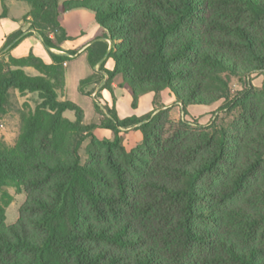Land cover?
Returning a JSON list of instances; mask_svg holds the SVG:
<instances>
[{"label":"trees","instance_id":"obj_1","mask_svg":"<svg viewBox=\"0 0 264 264\" xmlns=\"http://www.w3.org/2000/svg\"><path fill=\"white\" fill-rule=\"evenodd\" d=\"M15 1L29 5L28 31L51 63L32 53L0 61V118L12 90L40 100L16 143L0 142V264H264V88L231 100L227 80L264 73V0ZM78 10L97 30L64 52L73 39L62 19ZM81 51L105 75L103 90L127 89L134 102L169 90L184 114L223 100L238 118L226 129L174 123L167 111L123 120L110 111L115 138L100 139L78 106L59 100ZM133 126L142 142L127 152L118 134ZM6 187L26 195L12 226Z\"/></svg>","mask_w":264,"mask_h":264},{"label":"rangeland","instance_id":"obj_2","mask_svg":"<svg viewBox=\"0 0 264 264\" xmlns=\"http://www.w3.org/2000/svg\"><path fill=\"white\" fill-rule=\"evenodd\" d=\"M4 9H6V15L0 18V42L5 37L6 39L0 46V61L7 62L11 50L18 45L11 48L7 47V39L16 32L25 31L26 19L29 17L31 9L26 3L15 0H0V17L3 15ZM63 27L67 28L68 33L72 35L82 30L88 39L93 38L97 30L92 15L83 11L74 12L65 17ZM28 46L33 48L32 51L36 56L45 57L43 52L47 53V51L44 47L42 49L36 45L33 39L29 40L19 52H14L12 55L17 58L28 56L26 54ZM103 69L111 71L113 62L106 60ZM99 70V67L94 70L91 69L87 63L86 53L72 57L66 66L65 91L63 94H59V100L68 101L78 106L84 114V124L95 126L93 133L100 139L113 141L115 138L113 132L106 129L110 111H115L120 120L133 116L140 118L150 113L155 115L159 111H167L169 120L174 123L184 120L200 126L214 125L226 129H229L238 118V112L234 110L233 104L223 100L210 107L189 106L186 108V114H184L183 107L169 90L158 95L152 92L140 94L137 101L134 102L131 92L127 89H120L113 85L111 92L103 90L106 77ZM24 72L30 77L38 75L34 69H24ZM93 73L98 76L81 88L80 83L91 77ZM227 80L231 90V100H234L248 86L256 90L264 88V73H254L247 78L240 79L227 77ZM39 104L40 100L36 93L20 94L15 90L10 91L6 113L0 118V142L7 147H12L21 132L22 116L33 113ZM63 117L69 121H74L75 113L67 111ZM118 136L127 152H131L142 142V134L134 126L121 129ZM88 146L89 141L87 140L83 143L80 151L83 162L86 161ZM4 191L11 196V204L6 209L5 223L7 226H12L18 221L19 209L25 203L26 195L23 192L16 193L11 187L4 188Z\"/></svg>","mask_w":264,"mask_h":264},{"label":"crops","instance_id":"obj_3","mask_svg":"<svg viewBox=\"0 0 264 264\" xmlns=\"http://www.w3.org/2000/svg\"><path fill=\"white\" fill-rule=\"evenodd\" d=\"M78 11H83V10H78ZM78 11H74V12H78ZM74 12H71V13H74ZM83 12H86V11H83ZM69 13V14H71ZM88 13V12H87ZM69 14L65 15L62 19V26H63V22H64V19L65 17H67ZM90 14V13H89ZM92 15V14H91ZM93 17V15H92ZM29 20V18H27ZM28 23H26V26H25V31L24 32H27L28 31ZM64 29L66 30L67 32V35L73 39V41L71 42H67L65 43V45L62 47V50L65 52V51H68V50H74V49H78L80 48L81 46H83L86 42H88L90 39H88L86 36H85V33L81 30V31H78L75 35H72V34H69L68 33V29L64 27ZM29 32V31H28ZM30 33V36L26 37L25 39H23L14 49L11 50L10 52V57H13V58H17V57H14L12 54L14 52H19V50L23 47V46H26L27 45V42L31 39H33V42L35 41L36 45H38L39 47H41L43 49V46L41 44V39L40 37L36 34V33ZM6 37L3 39V41L0 42V46L3 45L4 41H5ZM34 45V44H33ZM31 46V45H30ZM28 46V49L26 50V54H34L33 53V48ZM31 48V50H30ZM30 50V51H29ZM28 52V53H27ZM53 53H56V54H64V52H60V51H56V50H52ZM84 54L85 52L84 51H81L79 54ZM43 54L45 55L41 57V55H37L38 57H40L45 63L47 64H50L51 63V59L49 57V54L48 52L46 53L45 51L43 52ZM78 54V55H79ZM35 55V54H34ZM36 56V55H35ZM67 66V65H66ZM25 69H30V68H25Z\"/></svg>","mask_w":264,"mask_h":264}]
</instances>
